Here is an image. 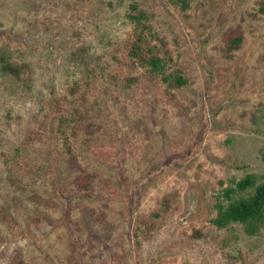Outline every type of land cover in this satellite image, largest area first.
Wrapping results in <instances>:
<instances>
[{"label": "rangeland", "instance_id": "obj_1", "mask_svg": "<svg viewBox=\"0 0 264 264\" xmlns=\"http://www.w3.org/2000/svg\"><path fill=\"white\" fill-rule=\"evenodd\" d=\"M260 186L264 0H0V264H264Z\"/></svg>", "mask_w": 264, "mask_h": 264}, {"label": "trees", "instance_id": "obj_2", "mask_svg": "<svg viewBox=\"0 0 264 264\" xmlns=\"http://www.w3.org/2000/svg\"><path fill=\"white\" fill-rule=\"evenodd\" d=\"M239 40H234V45L237 47V42ZM140 53L138 52L140 60L142 63L150 65L151 67H158L160 58L155 54H149L146 51H142L140 49ZM138 50V51H139ZM171 60V58H169ZM168 80L175 84L177 88L182 87L185 83V80L182 76H179L175 73L166 74ZM252 185L251 180L249 178L239 182L237 184V190L244 191ZM264 207V186L257 187L255 190V195L251 200L248 201H238L234 205H231L228 211L225 213L224 218L226 221H247L250 219H260L261 218V209ZM15 264H20L18 261L14 262Z\"/></svg>", "mask_w": 264, "mask_h": 264}]
</instances>
